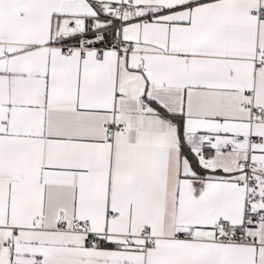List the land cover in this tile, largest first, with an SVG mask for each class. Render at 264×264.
<instances>
[{"label": "snow or ice", "instance_id": "1", "mask_svg": "<svg viewBox=\"0 0 264 264\" xmlns=\"http://www.w3.org/2000/svg\"><path fill=\"white\" fill-rule=\"evenodd\" d=\"M0 264H264V0H0Z\"/></svg>", "mask_w": 264, "mask_h": 264}]
</instances>
